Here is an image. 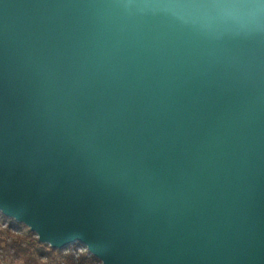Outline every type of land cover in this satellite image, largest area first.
<instances>
[{"label":"water","instance_id":"1","mask_svg":"<svg viewBox=\"0 0 264 264\" xmlns=\"http://www.w3.org/2000/svg\"><path fill=\"white\" fill-rule=\"evenodd\" d=\"M0 212L102 264H264V0H0Z\"/></svg>","mask_w":264,"mask_h":264},{"label":"trees","instance_id":"2","mask_svg":"<svg viewBox=\"0 0 264 264\" xmlns=\"http://www.w3.org/2000/svg\"><path fill=\"white\" fill-rule=\"evenodd\" d=\"M17 232L11 226L0 230V252L4 258H20L23 264H101L88 250L79 251L76 247L68 252L56 250L40 243L31 231Z\"/></svg>","mask_w":264,"mask_h":264},{"label":"rangeland","instance_id":"3","mask_svg":"<svg viewBox=\"0 0 264 264\" xmlns=\"http://www.w3.org/2000/svg\"><path fill=\"white\" fill-rule=\"evenodd\" d=\"M10 226L14 227V230L18 231L17 233H28L30 231V228L27 227L25 224L18 223L14 219L8 218L0 212V230L5 231L6 228ZM75 247L79 249V251H83L85 249L84 245L78 243V244L70 245L62 250H64V252H68L69 249H73ZM0 264H23V260L20 258L18 259L12 258L11 256H6L4 258L0 252Z\"/></svg>","mask_w":264,"mask_h":264},{"label":"built area","instance_id":"4","mask_svg":"<svg viewBox=\"0 0 264 264\" xmlns=\"http://www.w3.org/2000/svg\"><path fill=\"white\" fill-rule=\"evenodd\" d=\"M85 250H87V248L85 247Z\"/></svg>","mask_w":264,"mask_h":264}]
</instances>
